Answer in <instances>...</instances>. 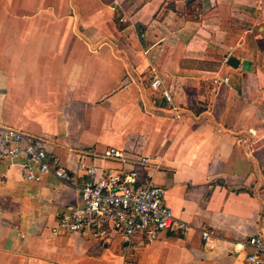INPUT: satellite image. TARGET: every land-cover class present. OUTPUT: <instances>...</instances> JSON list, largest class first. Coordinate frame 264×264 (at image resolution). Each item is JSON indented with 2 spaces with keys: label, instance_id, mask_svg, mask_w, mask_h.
Returning <instances> with one entry per match:
<instances>
[{
  "label": "crops",
  "instance_id": "0c3cea01",
  "mask_svg": "<svg viewBox=\"0 0 264 264\" xmlns=\"http://www.w3.org/2000/svg\"><path fill=\"white\" fill-rule=\"evenodd\" d=\"M1 129L72 180L0 161V264H245L264 240V0H0ZM84 167L136 169L187 229L54 232Z\"/></svg>",
  "mask_w": 264,
  "mask_h": 264
},
{
  "label": "built area",
  "instance_id": "2783aa9c",
  "mask_svg": "<svg viewBox=\"0 0 264 264\" xmlns=\"http://www.w3.org/2000/svg\"><path fill=\"white\" fill-rule=\"evenodd\" d=\"M160 85L158 76H152L151 90H158ZM161 96L167 104H171L169 91H162ZM19 157L21 175L28 182H37L48 172L64 182L72 180L70 172L58 167L55 159L47 160L46 151L39 140L27 138L10 129H1L0 161H12ZM103 157L123 161L122 154L113 148L107 149ZM145 162V159H141L138 165L142 166ZM83 170L88 178L77 188L80 204L61 215L54 232H91L95 238H104L112 231L124 239L142 234L150 240L163 231L187 229L164 204L163 190L145 179L139 182L136 169H126L120 173H102L94 167H84ZM241 246L251 248L245 264H263L264 240L250 237Z\"/></svg>",
  "mask_w": 264,
  "mask_h": 264
}]
</instances>
